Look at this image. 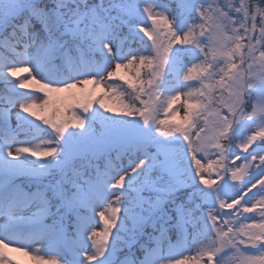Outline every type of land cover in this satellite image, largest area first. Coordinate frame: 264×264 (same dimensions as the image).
<instances>
[{"label": "snow or ice", "instance_id": "6c2138e0", "mask_svg": "<svg viewBox=\"0 0 264 264\" xmlns=\"http://www.w3.org/2000/svg\"><path fill=\"white\" fill-rule=\"evenodd\" d=\"M174 3L0 0V264H264V0Z\"/></svg>", "mask_w": 264, "mask_h": 264}, {"label": "rangeland", "instance_id": "374dc122", "mask_svg": "<svg viewBox=\"0 0 264 264\" xmlns=\"http://www.w3.org/2000/svg\"><path fill=\"white\" fill-rule=\"evenodd\" d=\"M13 111H15V109ZM180 113H181V115L183 114V109L182 108L180 109ZM237 151H239V150H237ZM124 163L126 164L127 163V160H125ZM237 163H239V161ZM48 222L51 223V221H48Z\"/></svg>", "mask_w": 264, "mask_h": 264}, {"label": "trees", "instance_id": "16d2710c", "mask_svg": "<svg viewBox=\"0 0 264 264\" xmlns=\"http://www.w3.org/2000/svg\"><path fill=\"white\" fill-rule=\"evenodd\" d=\"M164 1H165V0H161L162 3H165ZM170 6H171V5H170ZM171 8L173 9L174 6H171ZM0 54H2V53H0ZM1 85L3 86V83H0V86H1Z\"/></svg>", "mask_w": 264, "mask_h": 264}]
</instances>
